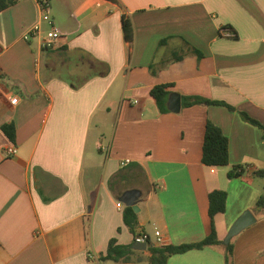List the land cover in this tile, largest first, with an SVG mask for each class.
Here are the masks:
<instances>
[{"label":"crops","instance_id":"0c3cea01","mask_svg":"<svg viewBox=\"0 0 264 264\" xmlns=\"http://www.w3.org/2000/svg\"><path fill=\"white\" fill-rule=\"evenodd\" d=\"M50 5L61 33L52 48L41 46L45 21L25 37L39 21L35 0L0 10V264H143L150 244L196 242L212 227L220 243L170 255L166 264H225L222 239L245 209L256 221L230 239V264H264V209L255 208L264 194V176L255 173L264 169V140L238 114L264 125V0ZM159 84L236 110L196 104L160 112L149 93ZM207 121L228 139L227 165L201 162ZM4 124L14 126L13 141ZM9 144L17 151L5 157ZM234 166L241 174L227 177ZM214 189L227 197L211 218ZM127 193L135 198L134 230L123 220ZM140 233L150 236L145 250L101 259L110 239L131 246Z\"/></svg>","mask_w":264,"mask_h":264},{"label":"trees","instance_id":"16d2710c","mask_svg":"<svg viewBox=\"0 0 264 264\" xmlns=\"http://www.w3.org/2000/svg\"><path fill=\"white\" fill-rule=\"evenodd\" d=\"M16 0H0V10L7 8L12 5ZM122 30L123 36L127 41L133 39V29L130 22L127 19L122 21ZM102 65L97 64V68H100ZM101 70V69H97ZM103 71H98L100 74L104 73ZM172 84H159L155 85L150 89V95L155 99L157 108L160 112L169 111L166 106L167 96L170 93V88ZM182 107H189L196 104H214L221 105L227 109L234 111L236 110L232 105L227 104L223 101L210 100L201 96H181ZM239 116L245 122H248L254 126H257L260 131L262 138L264 140V125L258 120L250 117L244 111H238ZM4 134L13 141L15 136V128L12 124H4L1 126ZM229 154H228V139L222 130L213 124L211 121H207L204 129L203 142H202V155L201 162L205 166L217 167L224 166L228 164ZM242 167L234 166L231 170L228 171L227 177L232 178L239 176L242 172ZM259 176H264V169H259L255 172ZM226 197L227 194L223 190L214 189L208 193V213L212 218L217 213H222L225 211L226 206ZM256 209H264V194H261L255 203ZM124 223L129 227L130 230H134L136 224V217L130 206H126L123 213ZM220 243L217 239L214 228H211L209 235L205 236L203 239L192 242V243H183L178 245L173 244H150L148 250L150 251V256L148 260L151 264H166L167 258L170 255L184 253L192 249H201L205 246H211ZM131 246H121L117 245L114 238L110 239L107 246L106 254L101 256L103 260H112L119 261L121 259H127L128 254L134 252ZM232 253V245L228 243L225 246V264H230V258Z\"/></svg>","mask_w":264,"mask_h":264},{"label":"built area","instance_id":"2783aa9c","mask_svg":"<svg viewBox=\"0 0 264 264\" xmlns=\"http://www.w3.org/2000/svg\"><path fill=\"white\" fill-rule=\"evenodd\" d=\"M37 8H38V13H39V21L32 25L29 30L27 31L25 37L28 36H33L39 33L40 31V21H45L47 24L50 25V29L45 33L41 46L43 48H52L55 46V43L58 39L61 37V33L52 25V20H51V5H50V0H35ZM223 35L227 37L233 36V32L230 31L229 29H223ZM12 103L16 102V99L13 98L11 99ZM133 103H136L134 100ZM102 149V147H100ZM16 147L12 144H9L5 146L2 149V154L5 157H10L13 156L16 153ZM117 207H122L121 202L116 203ZM156 236H160L159 231H155ZM134 242L136 243H146L148 245L150 241V236L146 233H140L138 235H135L133 238Z\"/></svg>","mask_w":264,"mask_h":264},{"label":"water","instance_id":"95a60500","mask_svg":"<svg viewBox=\"0 0 264 264\" xmlns=\"http://www.w3.org/2000/svg\"><path fill=\"white\" fill-rule=\"evenodd\" d=\"M166 106L169 111L179 112L181 109V95L178 92H171L167 96ZM124 203L127 206H131L135 209V198L130 194H125L123 196ZM256 221L255 216L249 209H245L230 225L227 234L224 237L223 244L227 245L230 242V239L237 235L241 230L246 228L247 226L253 224ZM147 247L146 243H136L134 242L131 245L132 249L135 250H145Z\"/></svg>","mask_w":264,"mask_h":264},{"label":"rangeland","instance_id":"374dc122","mask_svg":"<svg viewBox=\"0 0 264 264\" xmlns=\"http://www.w3.org/2000/svg\"><path fill=\"white\" fill-rule=\"evenodd\" d=\"M225 237V236H224ZM224 240V238L222 239V241ZM135 252H137V251H135ZM139 260H141V262L143 263V264H151L150 262H149V260H148V258H145V259H143V258H139Z\"/></svg>","mask_w":264,"mask_h":264}]
</instances>
